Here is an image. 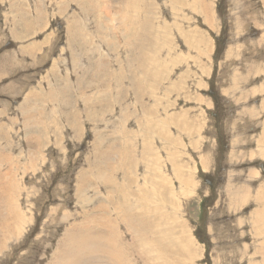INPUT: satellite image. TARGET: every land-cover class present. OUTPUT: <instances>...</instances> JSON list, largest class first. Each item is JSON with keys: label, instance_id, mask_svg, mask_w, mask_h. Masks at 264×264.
<instances>
[{"label": "rangeland", "instance_id": "rangeland-1", "mask_svg": "<svg viewBox=\"0 0 264 264\" xmlns=\"http://www.w3.org/2000/svg\"><path fill=\"white\" fill-rule=\"evenodd\" d=\"M0 264H264V0H0Z\"/></svg>", "mask_w": 264, "mask_h": 264}, {"label": "bare ground", "instance_id": "bare-ground-1", "mask_svg": "<svg viewBox=\"0 0 264 264\" xmlns=\"http://www.w3.org/2000/svg\"><path fill=\"white\" fill-rule=\"evenodd\" d=\"M87 1H88V0H87ZM40 2H41V1H40ZM40 4H41V3H40ZM91 5H92V4H91ZM93 9H94V8H93ZM93 9H92V10H93ZM97 11H98V10H97ZM39 15H40V14H39ZM56 33H57V32H56ZM17 40H18V39H17ZM21 41H22V40H21ZM29 46H30V45H29ZM205 55H206V54H205ZM150 70H151V69H150ZM164 74H165V73H164ZM253 87H254V86H253ZM23 112H24V111H23Z\"/></svg>", "mask_w": 264, "mask_h": 264}]
</instances>
